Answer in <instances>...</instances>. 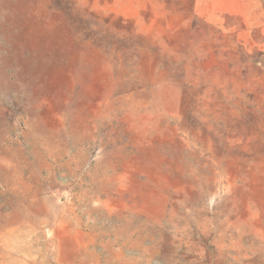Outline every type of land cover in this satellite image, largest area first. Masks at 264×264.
Here are the masks:
<instances>
[{
  "label": "rangeland",
  "instance_id": "rangeland-1",
  "mask_svg": "<svg viewBox=\"0 0 264 264\" xmlns=\"http://www.w3.org/2000/svg\"><path fill=\"white\" fill-rule=\"evenodd\" d=\"M0 264H264V0H0Z\"/></svg>",
  "mask_w": 264,
  "mask_h": 264
}]
</instances>
